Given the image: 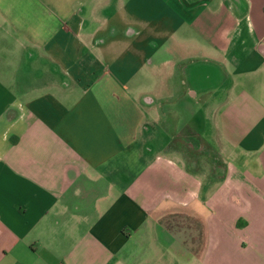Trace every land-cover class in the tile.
Listing matches in <instances>:
<instances>
[{
  "label": "crops",
  "instance_id": "obj_1",
  "mask_svg": "<svg viewBox=\"0 0 264 264\" xmlns=\"http://www.w3.org/2000/svg\"><path fill=\"white\" fill-rule=\"evenodd\" d=\"M0 264H264V0H0Z\"/></svg>",
  "mask_w": 264,
  "mask_h": 264
},
{
  "label": "rangeland",
  "instance_id": "obj_2",
  "mask_svg": "<svg viewBox=\"0 0 264 264\" xmlns=\"http://www.w3.org/2000/svg\"><path fill=\"white\" fill-rule=\"evenodd\" d=\"M184 140H185L187 146L189 148H192V150L195 151L193 153V156H191V157L187 156V155L186 156L190 160H193L195 157L197 158V160L200 158L199 161H197V162H199V165H200L197 167L198 170L209 172L210 170H212V166L216 165V163H218L220 161L219 155H217V153H215L212 149L206 148L204 145L201 146L200 142L196 138L192 137V135L185 133ZM221 165H222V163H221ZM190 166H192L193 168L196 167L197 166L196 161L193 160V162Z\"/></svg>",
  "mask_w": 264,
  "mask_h": 264
},
{
  "label": "trees",
  "instance_id": "obj_3",
  "mask_svg": "<svg viewBox=\"0 0 264 264\" xmlns=\"http://www.w3.org/2000/svg\"><path fill=\"white\" fill-rule=\"evenodd\" d=\"M179 138V137H178ZM177 139V138H176ZM180 139V146H181V148H185V153H186V155L187 156H193V153L195 152L194 150H192V148H189L188 146H187V144H186V142L184 141V140H181V138H179ZM200 141L203 143V145L206 147V148H209V149H212V147L209 145V144H207L202 138H200ZM186 156V164H187V166L190 168V169H198L197 167H198V165H199V162H197V161H199V159L197 160V158L195 157L193 160L194 161H196V163H197V166L196 167H192V166H190L191 165V161H193V160H190L188 157ZM221 161H219L218 162V164L219 165H221Z\"/></svg>",
  "mask_w": 264,
  "mask_h": 264
}]
</instances>
